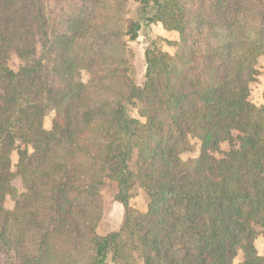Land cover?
I'll return each mask as SVG.
<instances>
[{
    "label": "trees",
    "instance_id": "16d2710c",
    "mask_svg": "<svg viewBox=\"0 0 264 264\" xmlns=\"http://www.w3.org/2000/svg\"><path fill=\"white\" fill-rule=\"evenodd\" d=\"M129 1L0 0V264H264V0H132L123 32ZM141 32L139 84L116 41ZM105 190L124 216L101 235Z\"/></svg>",
    "mask_w": 264,
    "mask_h": 264
},
{
    "label": "rangeland",
    "instance_id": "374dc122",
    "mask_svg": "<svg viewBox=\"0 0 264 264\" xmlns=\"http://www.w3.org/2000/svg\"><path fill=\"white\" fill-rule=\"evenodd\" d=\"M138 4L134 1H129L127 4V8L124 12L119 13L117 17V21L110 22V26H114L124 32L126 26L127 19H137L136 9ZM152 35L154 38L159 39L160 46L163 48L164 51L169 52L172 55H175L177 48L174 45L179 39L178 33L172 31L165 30L162 25H154L152 27ZM113 40H111L112 42ZM119 52L127 58L128 64L131 68L135 71V74L138 79V83L141 84L143 82V75L145 71V62H144V52H145V45L146 39L144 33L141 32L137 41L132 42L129 41L127 37L121 36L118 41ZM131 53V56L130 54ZM259 69V76L251 85V94H250V101L260 107L264 106V57L259 60L258 63ZM83 80H88L87 74H84ZM136 117L137 114L135 112ZM55 118V112L50 111L44 120V127L47 130H50L53 125V120ZM198 144L194 143L195 151L191 154H186L183 156L184 159H188L190 157H195L198 154ZM221 150L223 152H227L229 150V144L227 142L221 145ZM18 160V155L15 152L12 155V163H13V171H15V165ZM14 186L16 188L21 187V180L19 177H16L14 180ZM133 197L130 200V204L133 208L140 212H146L148 208V199L145 193L141 189H135L133 193ZM102 210L99 213L101 215V221L98 224V232L101 235L108 234L113 231L119 230L124 216V207L122 204L115 202L107 190L103 192L102 196ZM9 207H13V203H8ZM258 240V241H257ZM256 240L257 247L259 252L262 254V250H264V230L260 231V234ZM3 262H8L7 260H3ZM108 264H112L109 262ZM234 264H243V254L239 253L237 258L234 261Z\"/></svg>",
    "mask_w": 264,
    "mask_h": 264
},
{
    "label": "crops",
    "instance_id": "0c3cea01",
    "mask_svg": "<svg viewBox=\"0 0 264 264\" xmlns=\"http://www.w3.org/2000/svg\"><path fill=\"white\" fill-rule=\"evenodd\" d=\"M158 25H160V24H158ZM258 241V240H257ZM256 247H257V244H256ZM257 250H258V252H259V249H258V247H257ZM259 254L260 255H262V256H264V250H262V254L259 252Z\"/></svg>",
    "mask_w": 264,
    "mask_h": 264
}]
</instances>
